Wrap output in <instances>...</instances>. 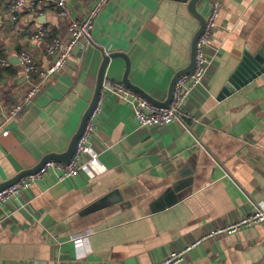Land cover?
Returning <instances> with one entry per match:
<instances>
[{
	"label": "crops",
	"instance_id": "1",
	"mask_svg": "<svg viewBox=\"0 0 264 264\" xmlns=\"http://www.w3.org/2000/svg\"><path fill=\"white\" fill-rule=\"evenodd\" d=\"M59 1L16 8L17 0H0V55L9 63L0 89V184L66 151L106 54H125L130 83L160 102L189 64L198 29L190 0H109L89 42L58 74L34 78L37 94L13 115L29 87L19 54L50 66L46 43L66 42L70 21L84 20L96 0H62L63 8ZM211 1L196 3L205 21ZM41 27L47 36L33 40ZM261 46L264 0H221L203 87L182 107L191 118L162 126L141 127L108 91L126 69L111 59L89 140L97 171L61 181L50 173L0 205V264H157L264 205V72L218 99L244 53ZM180 264H264V224L205 238Z\"/></svg>",
	"mask_w": 264,
	"mask_h": 264
},
{
	"label": "built area",
	"instance_id": "2",
	"mask_svg": "<svg viewBox=\"0 0 264 264\" xmlns=\"http://www.w3.org/2000/svg\"><path fill=\"white\" fill-rule=\"evenodd\" d=\"M109 0H96L91 7L87 17L84 20H72L68 24L69 39L62 42L59 38H54L46 43V52L55 55L53 63L45 69H39L36 66L30 53L23 51L19 54V62L22 66L26 80L29 81L28 91L23 95L18 103L12 109V114L19 113L25 105L32 102L38 92V86L34 83V78L46 79L52 75L58 74L70 60L72 51L83 43H88L91 39V30L94 19L100 13L101 9ZM221 0H212L211 9L206 19L205 27L200 35L196 45V60L194 71L189 75H181L175 82L172 100L167 108L154 106L146 99L125 87L122 83H114L107 86L108 91L120 102L130 106L133 116L141 127L162 126L169 124L176 119H189V114L183 111L182 107L189 98L191 92L199 87H203V80L208 68L209 61L205 51L209 46L213 32L217 27V19L220 9ZM25 4V0H17L16 8ZM58 7L63 8V1L60 0ZM30 11L34 10V2L28 6ZM62 17L66 12H60ZM47 36V30L38 28L33 34V40L39 41ZM8 60L0 55V89L3 87L2 73L8 67ZM99 112L98 104L93 110L82 136L79 138L74 155L68 164H61L56 161H47L35 173L30 174L13 185L0 191V205L14 200L21 190L28 188L32 184L42 180L46 175L52 173L57 180L61 181L67 178L77 176L81 171L86 172L89 176H94V170L97 171L98 154L89 144L90 137L94 133L93 120ZM87 156L88 160L83 161ZM256 224H264V205L257 206L254 212L240 218L237 222L228 224L224 227L212 230L200 240L189 244L179 251L172 252L157 264H180L184 260L186 253L205 238L213 236H228L237 232L240 228L250 227ZM76 246L80 245L83 238L73 240Z\"/></svg>",
	"mask_w": 264,
	"mask_h": 264
},
{
	"label": "water",
	"instance_id": "3",
	"mask_svg": "<svg viewBox=\"0 0 264 264\" xmlns=\"http://www.w3.org/2000/svg\"><path fill=\"white\" fill-rule=\"evenodd\" d=\"M199 0H190L188 3V9L189 12L198 20V29L196 33L194 34L191 42V50H190V58H189V64L186 68L180 70L177 72L172 79L166 99L162 102L155 100L152 98L150 95L139 89L138 87L132 85L130 81L128 80V72L130 68V62L127 56L123 53L120 52H113L106 54L103 57V61L100 65L98 76H97V82L96 86L94 89L93 97L88 105V108L84 112L81 122L79 124V128L77 132L74 134L72 137L66 151L62 154H49L45 156L35 167L29 169V170H24L17 174L15 177L11 178L10 180H7L6 182H3L0 184V191L4 190L5 188L9 187L10 185H13L20 179L33 174L37 172L47 161H56L61 164H68L72 156L75 153L77 142L79 138L82 136L83 131L85 129V126L93 112V110L96 108L100 95L102 92L103 88V83H104V77H105V72L106 68L110 62L111 59L115 58H122L125 62V73L124 77L122 79V84L146 99L148 102L153 104L154 106L161 107V108H167L172 100L173 96V91H174V86L175 82L180 77L181 75H189L194 71L195 68V60H196V45L197 41L202 34L204 27H205V19L204 17L196 10V3ZM79 47L75 49V51H78ZM12 64H15L14 62H11ZM264 72V46H261L256 52L254 53H249L246 52L244 53V56L237 66L236 70L233 72L231 77L228 79L227 84L225 87L222 89L221 93L218 96V99H224L225 97L229 96L231 93L235 92L238 90L240 87L254 79L257 75L261 74Z\"/></svg>",
	"mask_w": 264,
	"mask_h": 264
}]
</instances>
